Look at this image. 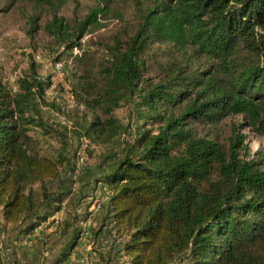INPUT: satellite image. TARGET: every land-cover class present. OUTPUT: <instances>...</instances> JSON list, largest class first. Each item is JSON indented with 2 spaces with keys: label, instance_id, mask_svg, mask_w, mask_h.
<instances>
[{
  "label": "trees",
  "instance_id": "1",
  "mask_svg": "<svg viewBox=\"0 0 264 264\" xmlns=\"http://www.w3.org/2000/svg\"><path fill=\"white\" fill-rule=\"evenodd\" d=\"M26 1L39 11L29 20L30 36L46 13L45 32L73 52L103 26L116 0H98L74 25L61 12L79 0ZM133 2L134 35L124 41L119 33L102 61L85 50L78 58L82 74L72 92L83 111L71 131L49 127L35 106L39 100L62 112L46 103L52 82L38 76L35 62L15 94L0 80V209L7 230L26 238L64 213L56 228L64 248L50 264L66 263L89 216L79 213L80 193L64 191L71 144L112 146L135 126L119 152L91 168L89 184L110 192L105 221L124 239L106 264L121 255V264H264V154L247 155L243 133L264 136V0ZM156 45L167 46L170 59L157 82L146 75ZM204 58L209 64L196 66ZM127 105L133 113L125 126L116 111ZM232 117L242 123L231 125L225 143L193 128L215 129ZM37 128L55 140L56 155L41 153L31 135ZM15 264L24 261L16 257Z\"/></svg>",
  "mask_w": 264,
  "mask_h": 264
},
{
  "label": "rangeland",
  "instance_id": "2",
  "mask_svg": "<svg viewBox=\"0 0 264 264\" xmlns=\"http://www.w3.org/2000/svg\"><path fill=\"white\" fill-rule=\"evenodd\" d=\"M97 5L98 0H79L77 4L69 2L63 8L61 16L65 17L69 24L74 25L76 22L82 21ZM111 11L109 18L102 22L103 26L101 28L89 32L82 39V50L79 48L80 50L76 49L69 52L64 45H59L45 32L44 27L48 19L46 13L38 22L36 31L32 33L33 36H30L29 33H31L33 26H31L29 20L37 15L39 11L34 10L26 0H18L16 3H12L11 0H0V80L9 88L12 94H15L18 91L17 81L20 78L29 77L31 61L35 62L38 76L41 79H50L52 82L51 88L46 92V103L54 104L62 110V112H59L45 106L39 100L37 101L35 106L38 107L40 115L49 127L58 128V131H61L63 126L68 127V130L73 129L77 112L81 114V111H83L82 107L78 109L72 92V84L76 74L78 73V76L82 74V66L79 64L78 58L81 57L83 50L95 55L97 59L102 61L108 55L105 47L111 45L119 33H124V41L134 35L137 19L133 0H116ZM115 13H118L120 17L115 16ZM169 61L167 46L156 45L147 56L148 71L146 75L155 82L159 81L164 76L162 69ZM97 62L99 61L97 60ZM202 64H209V61L204 58L196 63V66ZM131 109V106L127 105L116 111V115L125 126L131 123V114L133 113ZM233 123H242V117L226 119L215 129L201 125H195L193 128L202 137H211L225 143L231 135V125ZM131 128L133 131H129L128 135L112 146L99 148L93 145L88 149L90 143L85 139L82 143L76 141L74 145L71 144L70 164L63 169L64 191L71 192L72 195L80 193L76 198V201L80 204L79 213L81 217L86 216V214L89 216L86 221L82 222L87 224L84 228L81 226V238L77 248L64 264H85V258L87 257H91V263L89 264H106L110 258L115 257L113 249H117L124 240L117 233L110 220L105 221L103 205L106 199L101 200V198L107 197L110 192L104 189L102 185L95 187L94 184L90 185L89 182L93 178L91 174L92 166L99 162L103 156H112L119 152L124 145V141L133 138L135 126ZM243 133L247 135L245 153L250 156L259 152L264 154V136H257L249 129H244ZM31 135L38 139L40 151L43 155H56L58 146L54 139H44L39 128L33 129ZM63 219L64 213H59L51 219L50 224L44 225L31 234L34 239L40 237L43 240L39 253L40 264L45 262L50 264L62 253L64 244L58 240L59 236L56 233V228ZM52 221L55 222L51 223ZM2 225L0 212V229L3 230ZM4 230L8 235L7 243H9L10 230L5 228ZM30 240L29 238L27 244L30 243ZM16 257L18 256L16 255ZM125 260L126 258L122 255L116 256L112 260V264L118 262L121 264ZM28 261L31 263L32 260ZM175 264L183 263L178 260Z\"/></svg>",
  "mask_w": 264,
  "mask_h": 264
},
{
  "label": "crops",
  "instance_id": "3",
  "mask_svg": "<svg viewBox=\"0 0 264 264\" xmlns=\"http://www.w3.org/2000/svg\"><path fill=\"white\" fill-rule=\"evenodd\" d=\"M9 234L10 241L7 243V247L3 253L5 257V264H15L16 255L18 256V259H21L27 264L41 263L39 260V253L41 251L40 246L43 245V240L40 237L39 239H34V237L30 235V243L23 244V237L20 234V230H10ZM39 235L41 234L39 233ZM30 259L32 260L30 261L31 263L28 261Z\"/></svg>",
  "mask_w": 264,
  "mask_h": 264
},
{
  "label": "built area",
  "instance_id": "4",
  "mask_svg": "<svg viewBox=\"0 0 264 264\" xmlns=\"http://www.w3.org/2000/svg\"><path fill=\"white\" fill-rule=\"evenodd\" d=\"M109 193L107 194V197L105 196V197H102L101 198V200H104V199H106V201H107V199H108V197H109ZM106 201H105V203H106ZM104 203V204H105ZM104 206V205H103ZM0 212H1V209H0ZM1 218H2V226H3V230L2 229H0V249L3 251V253H4V251H5V249H6V247H7V242H8V235H7V233H6V230H4V228L5 229H7V225H6V223H5V221H4V219H3V216H2V214H1ZM89 223V222H88ZM57 224H59L58 222H57ZM87 224V223H86ZM86 224H84V223H82L81 224V226L84 228V227H86ZM44 226V225H43ZM42 226V227H43ZM41 227V228H42ZM41 228H39V229H41ZM29 238H30V236H28V237H26V238H23V240H22V242H23V244H27L28 242H29ZM86 260H85V264H89V263H91L90 262V259H91V257H87V258H85ZM24 264H27L26 262H24Z\"/></svg>",
  "mask_w": 264,
  "mask_h": 264
}]
</instances>
